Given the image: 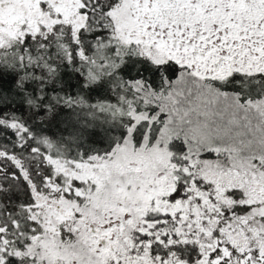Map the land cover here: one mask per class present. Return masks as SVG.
I'll list each match as a JSON object with an SVG mask.
<instances>
[{"label":"snow or ice","instance_id":"obj_1","mask_svg":"<svg viewBox=\"0 0 264 264\" xmlns=\"http://www.w3.org/2000/svg\"><path fill=\"white\" fill-rule=\"evenodd\" d=\"M0 264H264V0H0Z\"/></svg>","mask_w":264,"mask_h":264}]
</instances>
